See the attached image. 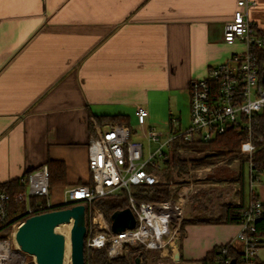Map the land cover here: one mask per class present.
<instances>
[{"label":"crops","instance_id":"obj_1","mask_svg":"<svg viewBox=\"0 0 264 264\" xmlns=\"http://www.w3.org/2000/svg\"><path fill=\"white\" fill-rule=\"evenodd\" d=\"M239 1L0 0V184L49 160L63 161L66 184L50 195L58 206L69 187L90 180L88 146L99 119L127 116L132 125L136 108L144 106L147 125L162 123L164 133L171 113L188 126L190 83L239 48L223 40ZM254 1L249 18L262 33L264 0ZM236 175L226 182L231 196L221 182L191 193L179 264H194L232 241L242 250L238 224L194 222L217 214L223 204H240ZM255 190L264 201V182ZM23 211L12 215L15 222ZM262 251L264 242L258 263H264Z\"/></svg>","mask_w":264,"mask_h":264},{"label":"built area","instance_id":"obj_2","mask_svg":"<svg viewBox=\"0 0 264 264\" xmlns=\"http://www.w3.org/2000/svg\"><path fill=\"white\" fill-rule=\"evenodd\" d=\"M233 18L224 25V42L238 45L226 61L212 66L207 74L189 85L190 123L183 128L172 113L166 133L147 125L149 112L144 106L135 110L140 134L155 146L151 149L142 140L133 138L134 131L127 124L104 123L94 125V133L88 146L90 180L66 190L64 204H91L96 198L118 196L126 192L128 208L136 226L120 233L112 230L106 214L93 207L90 209V226L85 238L87 249L100 250L108 246L109 258L127 255L130 248L152 252L167 251L174 264H179L178 247L181 225L191 193L190 184H177L166 174L174 171L173 150L176 141L193 144L209 142L223 134L230 126L248 132L249 142L242 153L251 158L256 151L252 141V124L256 116L264 114V84L260 78L261 60L264 53V34L259 33L251 19L254 0H240ZM205 170V169H204ZM199 171V177L203 171ZM211 171V169H209ZM207 171V169L205 170ZM251 199L241 214L237 241L242 244V261L255 264L261 246L257 236V223L264 218V201L254 194L261 182V175L249 164ZM23 191L10 195L0 192V264H11L15 250L20 249L15 233L23 224L11 216V203L24 206V215L32 216L52 209L50 201V175L47 165L34 169L21 178ZM168 185L172 197L163 201H139L136 188ZM32 199H36L32 205ZM86 207V205H85ZM87 213V212H86ZM9 234L1 238L6 230ZM16 246V248H14ZM235 242L226 248L234 247ZM219 258L220 264H231L227 251Z\"/></svg>","mask_w":264,"mask_h":264},{"label":"trees","instance_id":"obj_3","mask_svg":"<svg viewBox=\"0 0 264 264\" xmlns=\"http://www.w3.org/2000/svg\"><path fill=\"white\" fill-rule=\"evenodd\" d=\"M261 34H264L262 32ZM261 60L260 78L263 79L264 76V53L259 54ZM264 84V80L262 81ZM104 120L111 123H124L131 125L127 116H110L103 117ZM103 119H99V125L104 124ZM132 127V126H130ZM92 128V126H91ZM93 129V128H92ZM252 141L256 145V151L251 158H248L242 153L247 142H249L248 132L246 130L239 129L236 126H230L223 134L215 137L214 140L209 142H196L193 144H185L179 141L175 142V149L173 152L172 166L178 172H187L189 169L194 168H208L213 167L215 169L222 170V166L219 164L226 163L229 164L233 161H239V169L237 175L234 178V183L239 185V196H241L242 201L238 205L233 204H223L220 206L217 214L208 215L207 219L194 220L197 223H208V224H238L240 222V217L247 204L244 203V195L246 194V178H245V167L246 164L252 163L254 170H258L259 174H264V114L255 117L252 124ZM195 152V153H206L200 158L194 159H183L181 158L180 152ZM49 169L50 175V187L51 189L56 186H61L66 184V166L63 161L60 160H49L46 164ZM216 173V172H214ZM213 175V174H211ZM166 178H171V173L166 174ZM25 185L21 182V178L13 180L11 182L1 183L0 192L4 191L10 195L16 192L23 191ZM136 198L139 201H163L169 200L171 196V189L168 185H158L154 187H138L136 188ZM254 194L256 190L254 189ZM251 191L249 193V201L251 199ZM32 205H35L36 199H32ZM77 204V203H76ZM75 204H61L54 206L52 209L47 211L65 209L71 207ZM86 205V226L87 233L90 226V215L89 211L93 207L99 209L106 214L107 219L110 221V216L118 211L128 208V197L126 192L118 196H106L96 198L91 204ZM24 206L16 205L11 203V216L17 212L23 210ZM46 211V212H47ZM29 216H22L20 219L25 221ZM19 220V219H18ZM188 222L183 220L181 225V236L184 232V228ZM257 236L260 238V243L264 242L262 238L264 237V218L259 221L256 225ZM7 229L1 238H6L9 234ZM227 245L217 246L212 251H210L205 258L196 261L194 264H220L219 258L223 255V250H225ZM228 257L235 261V264H245L242 261L243 252L239 247L226 248ZM139 254H142L141 261L147 259V251L144 249L130 248L127 255L118 256L115 258H109L108 246H105L100 250H90L85 246V264H137V258ZM143 264V263H141ZM255 264H264L255 262Z\"/></svg>","mask_w":264,"mask_h":264},{"label":"water","instance_id":"obj_4","mask_svg":"<svg viewBox=\"0 0 264 264\" xmlns=\"http://www.w3.org/2000/svg\"><path fill=\"white\" fill-rule=\"evenodd\" d=\"M110 222L115 233L136 226V218L130 208L114 212L110 216ZM61 224H72L70 231L72 264H85L87 226L84 204L29 216L17 229L15 241L23 252L35 257L36 264H64L65 236L55 231ZM141 257L142 254H139L137 264L142 263ZM231 264H235V261Z\"/></svg>","mask_w":264,"mask_h":264},{"label":"rangeland","instance_id":"obj_5","mask_svg":"<svg viewBox=\"0 0 264 264\" xmlns=\"http://www.w3.org/2000/svg\"><path fill=\"white\" fill-rule=\"evenodd\" d=\"M131 126H132L133 130H135V131L139 130L138 124H136V122L134 124H132ZM151 126H155V128L157 130H160L162 132L165 130L164 125L162 123L152 124ZM133 138L137 139V140L138 139L143 140L147 147L149 145H151L146 138H143V136L140 134V131H138V133L134 132ZM153 147L155 148V146H153ZM205 154L206 153H195V152H184V151L180 152L181 158H183V159L200 158V157L204 156ZM219 165L222 166V170H220V169L214 170L213 167H208V168L189 169L187 172H184V173L174 171L176 173V175L171 176V178L174 181H177L178 185L181 183L190 184V185L192 184L193 192H194V189L195 190L200 189V187L203 184L209 183V184L213 185L211 187L208 186V188H207V190L208 189L212 190V189L216 188V186H217V185H215L216 182H221V184L225 183L224 185H226L227 187L224 189L223 192H225L226 196H231L233 187L231 185L227 184L226 182H229L231 180V177L237 173V171L239 169V161H233L229 164H226L223 162ZM204 169L205 170L207 169V171H205ZM209 169H211V171ZM200 170H204L201 177H199V171ZM216 171H217V173H214ZM209 174H213V175H211L210 178L208 177L207 179H205L206 175H209ZM245 178H246V185H247L246 191L249 192V190H250L249 189L250 178H249V165L248 164H246V167H245ZM261 181L264 182V174L261 175ZM61 192L62 191H60V194H62ZM171 196H172V193H171ZM62 227L69 229V248L67 250V255H66L67 257L66 256L65 257H66V261H67L66 264H72V261H71V242H70V231H71L72 225L71 224H62ZM63 228H61L60 230L56 229L55 231L63 234V232H62ZM14 248H16V246H14ZM15 252H16L15 253V259L11 264H36V259L34 256L23 252L21 249H16ZM167 253H168L167 251H162V252L147 251V254H148L147 259L144 260V262L142 261V263L143 264H174L175 261ZM258 255H259V252H258ZM262 255L264 257V251H262Z\"/></svg>","mask_w":264,"mask_h":264},{"label":"bare ground","instance_id":"obj_6","mask_svg":"<svg viewBox=\"0 0 264 264\" xmlns=\"http://www.w3.org/2000/svg\"><path fill=\"white\" fill-rule=\"evenodd\" d=\"M72 225V224H71ZM60 226V227H59ZM61 228H63L62 227V224L61 225H58L57 227H56V229H58V230H60ZM55 229V230H56ZM62 232H63V235L65 236V256L67 255V250H68V248H69V229L68 228H63V230H62ZM67 257V256H66ZM66 257H65V261H64V264H66Z\"/></svg>","mask_w":264,"mask_h":264}]
</instances>
